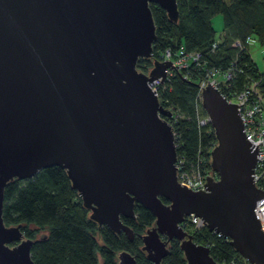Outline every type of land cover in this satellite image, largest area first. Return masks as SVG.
<instances>
[{
	"label": "water",
	"instance_id": "1",
	"mask_svg": "<svg viewBox=\"0 0 264 264\" xmlns=\"http://www.w3.org/2000/svg\"><path fill=\"white\" fill-rule=\"evenodd\" d=\"M150 3L178 21L177 0H0V264H34L24 223L3 221L6 184L51 165L64 168L99 227L133 240L122 218L136 217L135 203L148 208L154 221L140 248L154 264L173 239L187 264H226L179 225L191 214L250 264H264L254 214L264 196L253 181L258 144L247 139L238 105L210 83L200 95L216 139L209 163L217 178L207 176L203 190L177 180L170 111L148 82L173 68L195 83L170 60L137 69L156 39ZM117 264L136 260L122 250Z\"/></svg>",
	"mask_w": 264,
	"mask_h": 264
},
{
	"label": "trees",
	"instance_id": "2",
	"mask_svg": "<svg viewBox=\"0 0 264 264\" xmlns=\"http://www.w3.org/2000/svg\"><path fill=\"white\" fill-rule=\"evenodd\" d=\"M149 7L156 39L152 57L137 60L139 71H148L163 49L176 51L183 46L187 52H200L206 66L220 70L227 69L238 53L231 80L233 88H241L247 74L264 80V72L252 59L246 42L254 37L264 49V0H177V22L171 21L158 4L150 3ZM217 15L223 20L219 32L212 25V19ZM218 36L220 41L216 49L209 52ZM235 40L243 42V50L232 45ZM179 72L182 75L188 72L186 79L197 84L204 70L191 64ZM195 84L182 80L176 71L160 89L159 99L163 107L174 108L182 115L173 124V131L180 137L177 154L186 164L196 166L197 151L201 148L205 164L199 166L209 168L210 150L216 139L210 124L199 125L198 120L206 113L198 98L199 87ZM134 212L135 218H122L133 229V240L123 232L116 234L106 226L99 227L87 217L89 210L82 205L64 168L59 165L42 168L31 178H14L4 188L3 221L8 226L24 223L25 236L33 240L30 253L34 264H117V254L122 250L133 255L136 264H154L140 248L142 234L146 226L152 225L154 215L140 203H135ZM39 232L44 234L38 237ZM189 233L196 243H208L211 256L219 263L228 262L237 254L229 241L217 237L206 227ZM160 264H187L176 239L170 241L168 253Z\"/></svg>",
	"mask_w": 264,
	"mask_h": 264
},
{
	"label": "built area",
	"instance_id": "3",
	"mask_svg": "<svg viewBox=\"0 0 264 264\" xmlns=\"http://www.w3.org/2000/svg\"><path fill=\"white\" fill-rule=\"evenodd\" d=\"M218 37L212 43L209 52H213L216 49L217 44L220 41V37ZM246 42L250 45L252 43V39L248 38ZM232 45L239 50H243V47H245L243 42H241L240 40H235ZM159 60H170L172 62V65L175 66L178 71L188 68L191 64H196L198 67L204 70L203 75H201L197 81V84L199 85L198 98L200 99V102V93L202 87H205L207 83H210L219 90L221 95L228 102L238 105L237 109L240 113L247 139L255 146L258 144L257 153L259 155L257 154L258 159L256 160V164L253 169V181L259 189H264V80L257 79L254 76L247 74V80L241 88L237 89L232 87L231 80L235 72V67L238 63V53L237 57L225 70L206 66V61L204 60L200 52H187L183 46H180L176 51H173L170 48L163 49L160 52ZM148 71H146L145 73H147ZM175 74V69L168 68L166 69V75L163 81L152 80L151 82H148L151 89H153V91L157 95L159 102L160 89L163 88L166 82L170 81V79L175 76ZM188 75V72H186L183 76L187 78ZM165 108L170 111V115L164 118L172 126L173 129V124L179 118H181L182 115L179 114L178 111L174 108ZM198 122L199 125L210 124L207 114L203 118H200ZM173 134L175 148L177 149L180 137L177 136L174 131ZM201 152L202 149L199 148L196 155V166L186 164L185 160L176 152L175 166L177 180L191 190L205 189L204 185L206 183L207 176L217 178V174L210 167V163L209 168H200L199 165L202 166L205 164L202 161ZM254 214L256 218H258V221L260 223V229L264 232V196L257 200ZM179 225L188 232L192 233L199 232L202 227H205L202 219L193 214L186 216L184 220L179 223ZM212 232L215 233L217 237H222L224 240L229 241L228 238L223 237L221 234L214 231ZM203 245H205L207 248H209L210 246L208 243H205ZM222 263L250 264L239 253L232 256L228 262L223 261Z\"/></svg>",
	"mask_w": 264,
	"mask_h": 264
},
{
	"label": "rangeland",
	"instance_id": "4",
	"mask_svg": "<svg viewBox=\"0 0 264 264\" xmlns=\"http://www.w3.org/2000/svg\"><path fill=\"white\" fill-rule=\"evenodd\" d=\"M212 25L217 32H219L222 29L223 20L221 15H217L213 17ZM248 49L252 59L256 63L259 70L264 72V49L262 48V46H260V44L254 37H252V43L248 46ZM30 227L34 228V226L32 225H30ZM43 234H44L43 232H39L37 236L40 237ZM97 240L101 244L100 237L97 236Z\"/></svg>",
	"mask_w": 264,
	"mask_h": 264
},
{
	"label": "flooded vegetation",
	"instance_id": "5",
	"mask_svg": "<svg viewBox=\"0 0 264 264\" xmlns=\"http://www.w3.org/2000/svg\"><path fill=\"white\" fill-rule=\"evenodd\" d=\"M26 237V236H25Z\"/></svg>",
	"mask_w": 264,
	"mask_h": 264
}]
</instances>
